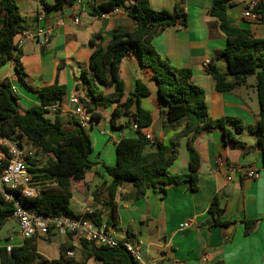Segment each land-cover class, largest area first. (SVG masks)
I'll list each match as a JSON object with an SVG mask.
<instances>
[{"label": "crops", "instance_id": "crops-1", "mask_svg": "<svg viewBox=\"0 0 264 264\" xmlns=\"http://www.w3.org/2000/svg\"><path fill=\"white\" fill-rule=\"evenodd\" d=\"M76 1L55 8V0H15L24 29H50L51 35L45 43L41 38L31 39L18 49L24 75L17 74L13 61L0 66V81L8 79L10 86L14 87L13 95L21 114L40 104V89L58 84L66 88V94L58 103L56 113L46 114V119L53 122L57 118L64 130L74 128L76 118L67 104L71 96H76L83 105L92 103L101 115L86 129L91 142L88 158L92 165L85 170L82 180L71 182L69 208L72 213L92 212L100 209L101 203L107 200V187L112 179L105 167L115 166L118 140L135 137L131 124L121 130L111 128L109 121L115 103L108 99L124 102L133 91L135 82L142 80L151 91L149 97L140 100L141 108L150 112L152 118L148 134L153 142L159 141L168 149L174 148L175 160L167 170L164 194L147 190L142 197L135 198L132 184L124 183L117 188V222L109 228L120 240L132 238L138 242L139 264H264V166L261 151L253 147L255 136L247 130L234 132L232 124L226 122V127L245 146L244 150L225 143L219 129L201 132L195 141L201 163L197 172V189L192 191L184 179L188 174L187 139L177 137L184 123L166 122L157 105L155 82L150 75H145L139 58L130 52L119 63L118 76L123 82V92L119 94L114 86L102 87L89 71L90 38L100 34L105 45L111 39L114 27L132 31L136 28L135 21L124 9L105 17L93 15V8L107 0H83L81 4ZM250 1L231 0L227 9L228 22L232 27L250 31L255 38H264V17L258 23L241 17ZM212 2L149 0L154 11L164 10L174 15L178 6L186 16L185 26L165 28L154 37L152 44L172 69L191 70V82L204 91L212 120H238L245 127L253 126L259 114L254 77H247L244 84L231 91L217 92L214 81L206 73L205 63L226 47L217 20L208 14ZM40 13L43 18L38 20ZM217 66L225 71L223 59L217 62ZM82 72L92 80L94 89L103 94L104 100H92L81 79ZM227 80L232 79L228 77ZM130 120L128 117L118 118L117 125ZM247 168L257 171L258 178L244 179L242 171ZM215 196L221 207L220 219L230 222L228 226L211 225L208 208ZM108 213L104 211V219ZM247 222H255V225L245 234ZM183 224L188 226L183 227ZM29 240L40 260L47 264L62 261L102 264L91 255L89 245L79 244L68 235L49 234ZM24 243L17 224L7 220L0 230V251L6 247L12 251ZM66 252L73 255L65 259Z\"/></svg>", "mask_w": 264, "mask_h": 264}, {"label": "trees", "instance_id": "trees-1", "mask_svg": "<svg viewBox=\"0 0 264 264\" xmlns=\"http://www.w3.org/2000/svg\"><path fill=\"white\" fill-rule=\"evenodd\" d=\"M75 0H55L54 7L60 8L65 3ZM231 0H213L208 10L211 18L217 20L219 30L224 35L226 47L213 56L206 73L214 81L217 92H227L245 83L247 77H254V89L257 95L259 114L258 121L253 126L245 127L238 120H212L207 111L204 91L191 82L192 72L188 68L174 70L168 62L162 59L152 41L154 37L169 26H185L186 16L177 6L174 15L161 10L154 11L149 0H107L93 8V15L110 14L116 7L127 12V16L136 23V28L127 31L119 26L114 27L111 39L102 44L100 34L93 35L89 40L92 51L89 58V71L102 87L114 86L117 94L123 92V82L118 76V65L128 54L134 53L140 61L145 75L156 85L157 105L160 113L165 116L168 124L184 123L183 130L177 137L187 139L188 174L184 177L191 190L197 189V172L200 167V156L195 148V141L203 131L219 129L225 143L239 146L245 150L243 143L226 127V122L232 124L234 132L247 130L255 136L258 148L263 156L264 166V38H255L250 31L232 27L227 19V9ZM259 3L254 12L264 17V0ZM22 19L18 14L15 0H0V66L6 61H13L15 71L24 75L20 65L16 40L23 31ZM225 61V71H221L217 62ZM232 80L228 81L227 78ZM81 79L93 101H102L104 96L94 89L92 80L85 72ZM40 104L30 107L21 114L17 110V98L10 92L8 79L0 82V135L14 137L20 141L26 140L35 149V157H47L45 165L36 172L53 177L56 185L42 189L35 198L19 197L21 205L38 215L54 217L66 216L78 219L82 217L96 226L110 227L117 222V203L115 196L117 188L130 183L135 188V198L142 197L147 190L165 193L167 170L175 160V150L166 148L161 142H151L146 139L147 129L152 123L150 112L141 108L140 100L151 95L149 87L137 80L133 91L124 102L108 99L115 103L109 124L113 129H123L132 122L137 124L135 137L121 138L115 145L116 163L114 167H105L112 182L107 187V200L101 203V208L83 215H74L69 208L71 199V182L84 178L85 170L92 163L89 161L91 142L85 129L77 126L64 130L58 119L53 122L45 118L48 108L59 103L66 94V88L54 84L38 91ZM85 109L91 113L92 122L101 118L95 111V106L84 103ZM131 119L124 125H117L118 118ZM243 150V151H244ZM35 160H30L34 163ZM98 202V201H97ZM108 216L104 219V211ZM12 205L3 200L0 195V230L12 214ZM221 207L215 196L210 202L208 213L212 226H228L230 222L220 219ZM255 222H247L244 233L248 234ZM86 245V242H82ZM88 245V244H87ZM91 255L102 264H139V262L123 246L117 248L94 247L89 245ZM35 253L34 244L25 240L22 247L0 251L1 264H47L41 261ZM39 263H36V262ZM60 264H74L72 261H62Z\"/></svg>", "mask_w": 264, "mask_h": 264}, {"label": "built area", "instance_id": "built-area-1", "mask_svg": "<svg viewBox=\"0 0 264 264\" xmlns=\"http://www.w3.org/2000/svg\"><path fill=\"white\" fill-rule=\"evenodd\" d=\"M83 0H77V4H81ZM259 1L252 0L248 3L242 12V19L251 22H260L261 16L254 12ZM122 8L116 7L110 14H117ZM103 14L101 17H105ZM43 18V14L38 15V20ZM77 23V20H74ZM51 35L50 29L37 27L36 29H24L16 40V46L19 49L27 40L41 38L42 43L48 41ZM209 62L205 63L207 67ZM1 82V81H0ZM14 87L10 86V92L13 94ZM68 106L71 108V114L76 118L75 126L81 129H87L92 123L91 113H89L76 96L68 99ZM57 104L48 108L47 114H55ZM130 129L137 131V124L132 122ZM146 139L153 141L147 133ZM30 160H35L31 163ZM41 167L35 157V149L32 144L26 140L20 141L14 137H6L0 135V195L3 200L12 205V214L10 219L13 220L19 229V234L24 240L31 239L35 236H47L49 234L68 235L77 243L86 242L94 247L117 248L119 246L125 249L139 261V246L135 239L127 238L120 240L105 225L96 226L89 220L82 217L78 219L66 216L48 217L38 215L25 209L19 200V197L35 198L41 194L42 189L53 187L56 181L53 177L45 173L36 172ZM258 172L252 168L242 171V177L247 180L257 179ZM90 212H85L87 214ZM83 215V214H82ZM188 224H183L187 227ZM7 252L11 251L10 247H6ZM73 255L72 252H66L64 257L68 259Z\"/></svg>", "mask_w": 264, "mask_h": 264}, {"label": "rangeland", "instance_id": "rangeland-1", "mask_svg": "<svg viewBox=\"0 0 264 264\" xmlns=\"http://www.w3.org/2000/svg\"><path fill=\"white\" fill-rule=\"evenodd\" d=\"M122 118V117H121ZM86 132H88V130H85ZM88 134V133H87ZM36 160H38L39 162V166L43 167L45 165V162L47 160V157H38L36 156ZM15 227V226H14Z\"/></svg>", "mask_w": 264, "mask_h": 264}]
</instances>
